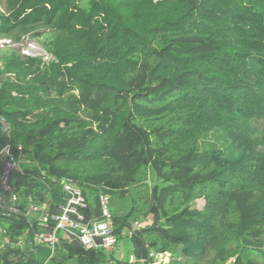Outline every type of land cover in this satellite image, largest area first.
Returning a JSON list of instances; mask_svg holds the SVG:
<instances>
[{
    "label": "trees",
    "instance_id": "1",
    "mask_svg": "<svg viewBox=\"0 0 264 264\" xmlns=\"http://www.w3.org/2000/svg\"><path fill=\"white\" fill-rule=\"evenodd\" d=\"M0 41L6 264H264V0H0ZM65 183L136 262L35 243Z\"/></svg>",
    "mask_w": 264,
    "mask_h": 264
},
{
    "label": "built area",
    "instance_id": "2",
    "mask_svg": "<svg viewBox=\"0 0 264 264\" xmlns=\"http://www.w3.org/2000/svg\"><path fill=\"white\" fill-rule=\"evenodd\" d=\"M2 180L4 185H6L7 178L3 176ZM63 193L70 196V199L67 200V205L62 208L61 215L52 218L56 222L54 231L49 234L36 236L35 243L47 246L54 253L59 245L61 235L67 239L76 238L86 249L98 248L96 240L101 238L103 248L115 250L119 241L113 234L111 214L108 207L109 197H101L102 219L92 224H85L84 217L78 212V208L86 207V201L81 191L72 184L65 183L63 185ZM39 211L36 207L32 213L37 214ZM71 216H76V218L72 219ZM143 226L144 223H136L134 229L139 230ZM150 257L152 258L150 264H168L169 262L168 254L152 253ZM141 263L144 264L145 262L142 261Z\"/></svg>",
    "mask_w": 264,
    "mask_h": 264
},
{
    "label": "rangeland",
    "instance_id": "3",
    "mask_svg": "<svg viewBox=\"0 0 264 264\" xmlns=\"http://www.w3.org/2000/svg\"><path fill=\"white\" fill-rule=\"evenodd\" d=\"M5 43H9V42L8 41H0V47H2ZM19 46L22 48V53L24 55L33 56V57H43L45 60H50V57L46 54V52L42 48L41 44L37 40H35V39L26 38L25 41H24V43L21 44V45H19ZM19 46H16V47L18 48ZM6 165L9 167V172H10L11 169L13 168V165L10 164V163H8V162L4 165V167H6ZM12 171L15 172V171H17V169L16 168L15 169L13 168ZM3 174H4V172H3ZM203 204H204L203 201H199L198 202V207L201 208L203 206ZM36 207L38 208V210L42 209L39 206H36ZM108 251H110L113 254L115 253L114 252L115 250H108Z\"/></svg>",
    "mask_w": 264,
    "mask_h": 264
},
{
    "label": "crops",
    "instance_id": "4",
    "mask_svg": "<svg viewBox=\"0 0 264 264\" xmlns=\"http://www.w3.org/2000/svg\"><path fill=\"white\" fill-rule=\"evenodd\" d=\"M149 223L151 222H145L144 224L147 225ZM114 252V256H116L115 258L120 261L136 262L135 250L130 237H122V239L119 240ZM229 264H233V262Z\"/></svg>",
    "mask_w": 264,
    "mask_h": 264
},
{
    "label": "water",
    "instance_id": "5",
    "mask_svg": "<svg viewBox=\"0 0 264 264\" xmlns=\"http://www.w3.org/2000/svg\"><path fill=\"white\" fill-rule=\"evenodd\" d=\"M8 172H9V167L6 165V167H4L3 176L7 178L8 177ZM64 197H65L66 200L70 199V196H68V195H64ZM30 216L33 217V218H38V214H35V213H31ZM96 243H97L98 247H102V239L101 238L97 239ZM0 258L2 260V263L6 264L7 256L6 255H1Z\"/></svg>",
    "mask_w": 264,
    "mask_h": 264
}]
</instances>
